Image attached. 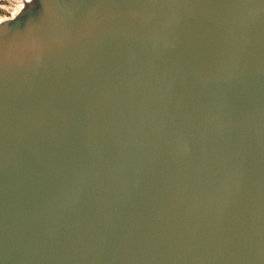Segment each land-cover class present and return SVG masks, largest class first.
Listing matches in <instances>:
<instances>
[{
  "label": "water",
  "instance_id": "water-1",
  "mask_svg": "<svg viewBox=\"0 0 264 264\" xmlns=\"http://www.w3.org/2000/svg\"><path fill=\"white\" fill-rule=\"evenodd\" d=\"M0 264H264V0L1 20Z\"/></svg>",
  "mask_w": 264,
  "mask_h": 264
},
{
  "label": "rangeland",
  "instance_id": "rangeland-1",
  "mask_svg": "<svg viewBox=\"0 0 264 264\" xmlns=\"http://www.w3.org/2000/svg\"><path fill=\"white\" fill-rule=\"evenodd\" d=\"M20 4L21 0H0V19L11 17L13 9L15 10Z\"/></svg>",
  "mask_w": 264,
  "mask_h": 264
},
{
  "label": "bare ground",
  "instance_id": "bare-ground-1",
  "mask_svg": "<svg viewBox=\"0 0 264 264\" xmlns=\"http://www.w3.org/2000/svg\"><path fill=\"white\" fill-rule=\"evenodd\" d=\"M28 1H30V0H21V4L18 6V8L15 11L13 9V11H14L13 15H16L19 12V10H21ZM1 20L2 19H0V21Z\"/></svg>",
  "mask_w": 264,
  "mask_h": 264
},
{
  "label": "built area",
  "instance_id": "built-area-1",
  "mask_svg": "<svg viewBox=\"0 0 264 264\" xmlns=\"http://www.w3.org/2000/svg\"><path fill=\"white\" fill-rule=\"evenodd\" d=\"M17 8H18V6L15 8V10H16ZM15 10H14V11H15ZM14 11H13V12H14ZM13 12H12V16H13ZM12 16H11V17H12ZM7 18H10V17H7ZM7 18H5V19H7ZM2 19H3V18H2Z\"/></svg>",
  "mask_w": 264,
  "mask_h": 264
}]
</instances>
